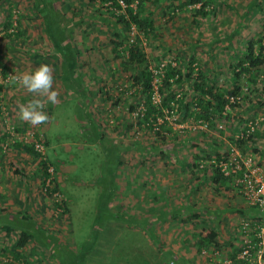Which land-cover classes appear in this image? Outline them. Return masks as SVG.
<instances>
[{
  "label": "rangeland",
  "instance_id": "1",
  "mask_svg": "<svg viewBox=\"0 0 264 264\" xmlns=\"http://www.w3.org/2000/svg\"><path fill=\"white\" fill-rule=\"evenodd\" d=\"M183 1L143 3L154 12L155 30L144 39L152 69L159 62L185 69L195 59L193 66L231 86L249 40L264 36V0H212L205 15L195 11L201 2ZM119 10L102 0H0V60L8 73L0 66V264H232L247 242V264H264V213L234 180L217 185L212 167H194L196 158L208 165L239 148L238 134L257 119L261 137L264 64L256 83L243 73L241 99L209 126L166 113L167 127L160 117L159 130L150 128L138 123L143 98L112 50V37L126 46L137 34L116 22ZM43 63L53 68L58 100L45 107L49 121L34 127L19 118L34 94L12 77ZM35 140L45 155L27 149ZM256 141L244 154L264 167V136ZM45 157L55 164L57 196L43 188ZM212 230L218 247L200 250V234ZM23 231L30 238L21 246Z\"/></svg>",
  "mask_w": 264,
  "mask_h": 264
},
{
  "label": "trees",
  "instance_id": "2",
  "mask_svg": "<svg viewBox=\"0 0 264 264\" xmlns=\"http://www.w3.org/2000/svg\"><path fill=\"white\" fill-rule=\"evenodd\" d=\"M103 2L112 1L114 5L119 7V12L115 16L116 22L121 24L124 29L131 31L134 27L137 30V34L134 38H131L130 41L124 46L122 40H117L116 37H112L113 47L112 50L117 58H122L121 64L123 69L126 72L130 73V79H132L133 85L135 87V92L139 95L140 98H143V102L139 103L142 108L138 113V123L143 124L147 123L150 125V128H160L167 127L165 123H169L166 118V113L178 115L180 122L188 121L190 119H195L196 121H201L204 123L212 124L218 118L223 117L226 106L230 103L231 96H239L242 94L243 87L240 84V78L244 72H248L250 81L256 83V80L253 78L254 73L264 64V36L259 38H251L247 45V53L245 57L238 62L235 68L239 69L235 71L236 77L234 78L235 82L231 86L219 84L218 79L210 77L200 66L198 62L193 59L197 64L195 66L194 62L189 65V67L183 69L173 63H168L164 66H161L159 62L155 66L154 70L157 71L155 74L148 58L147 51L145 50L144 39H147L148 36L155 30V21L153 18L154 12H146V6L144 2H152L154 5H158L161 0H139L137 9H134L131 5L134 0H102ZM126 4V8L123 10L120 2ZM202 3L200 8H196V13L206 14L205 9L207 6L211 5L212 0H184L183 4H196ZM181 5V4H179ZM160 6V4H159ZM172 8H176V5ZM11 22H8L7 29H9ZM8 35H13V32L7 33ZM117 35V34H116ZM19 36V34H17ZM124 53V54H123ZM1 59V58H0ZM0 66L4 69V75H7L6 65L2 60H0ZM179 66V67H178ZM156 77H159V92H160V101L159 104L153 102V81ZM185 81L189 83V86H185ZM175 84L180 88L175 89ZM235 104H232L234 106ZM132 111L134 107H131ZM163 119V123L159 124V118ZM159 124L158 127H156ZM133 123L127 124V127L130 128ZM249 128V126H248ZM172 130V127L170 128ZM159 133V132H158ZM259 131L255 130V133L249 134V136H244V138H238L237 144L243 153L246 152V145L249 142H254L258 136ZM38 141V140H37ZM22 141L18 142L21 144ZM41 143V142H40ZM9 145V144H8ZM28 150H31L32 153L36 156L45 155L39 151L35 144L26 146ZM198 157V156H197ZM210 158L212 156H209ZM221 155H217L213 158H220ZM211 158V159H213ZM203 159L196 158L194 162V167H201ZM55 165L53 162L49 163L45 157L41 159L40 166L43 170V188L48 195L53 197L58 195L60 191L59 183L57 178H51L53 172H51V166ZM55 167V166H53ZM211 168L210 165H205L202 169L205 171L208 168ZM213 181L217 185H228L231 182V178L224 176L219 171L213 169ZM49 181L53 182V185L47 183ZM58 207H62L64 212H68L66 204H60L56 202ZM264 213V212H263ZM27 218V216H23ZM8 230L11 229L9 226H5ZM217 231L212 230L210 232H202L200 234L199 249L203 250L211 246L217 248L218 242L216 240ZM30 238V234L27 231H23L20 234V239L18 243L21 246H24L26 241ZM232 255L233 260L232 264H247V260L237 258L239 251H234Z\"/></svg>",
  "mask_w": 264,
  "mask_h": 264
},
{
  "label": "built area",
  "instance_id": "3",
  "mask_svg": "<svg viewBox=\"0 0 264 264\" xmlns=\"http://www.w3.org/2000/svg\"><path fill=\"white\" fill-rule=\"evenodd\" d=\"M122 3H124L122 1ZM176 62H173L175 65ZM156 74L157 71L153 70ZM153 102L156 104L160 101L159 92V77H156L153 81ZM241 99V94L239 96H231L230 103L226 106L229 108L232 104H236ZM202 123V122H201ZM204 123V122H203ZM259 120L253 121L249 124V128L245 131H241L238 134V138H244V136H249L257 130ZM206 126L207 123H204ZM36 148L45 153L44 146L39 141L35 140L33 142ZM206 164L202 161L201 167L203 168ZM208 165L219 171L226 177L234 180V183L239 187L240 192L244 198L253 206L257 207L259 210L264 212V167L259 164V162L250 155L244 154L239 148H233L230 152L221 154L220 158H213L208 162ZM249 223H243V230L248 229ZM264 233V232H263ZM259 234L261 240L260 245L262 249L264 248V234ZM253 245L247 242L246 246L243 248L240 258L248 260L250 257L251 249Z\"/></svg>",
  "mask_w": 264,
  "mask_h": 264
},
{
  "label": "clouds",
  "instance_id": "4",
  "mask_svg": "<svg viewBox=\"0 0 264 264\" xmlns=\"http://www.w3.org/2000/svg\"><path fill=\"white\" fill-rule=\"evenodd\" d=\"M12 79L28 93L34 94L33 99L26 105L19 106V118L32 126L47 123L49 115L45 111L48 103L55 104L58 100V92L54 89L53 68L43 63L32 72L16 74Z\"/></svg>",
  "mask_w": 264,
  "mask_h": 264
},
{
  "label": "crops",
  "instance_id": "5",
  "mask_svg": "<svg viewBox=\"0 0 264 264\" xmlns=\"http://www.w3.org/2000/svg\"><path fill=\"white\" fill-rule=\"evenodd\" d=\"M261 130V129H260ZM263 136H264V132H261V137H260V132H259V134H258V136L256 137L257 138V141H256V143H260V145H261V138H263ZM259 154V156H260V159H262L263 158V156H264V150L262 149V150H260V152L258 153ZM212 176H214V175H211V176H209V179H210V177H212ZM212 180H214L213 179V177H212ZM215 182V181H214ZM226 187V186H225ZM233 210H234V208H233Z\"/></svg>",
  "mask_w": 264,
  "mask_h": 264
}]
</instances>
